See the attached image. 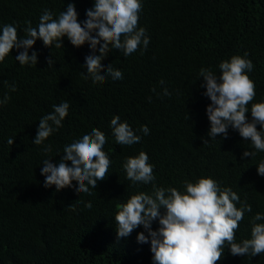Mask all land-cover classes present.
Segmentation results:
<instances>
[{
  "label": "trees",
  "instance_id": "16d2710c",
  "mask_svg": "<svg viewBox=\"0 0 264 264\" xmlns=\"http://www.w3.org/2000/svg\"><path fill=\"white\" fill-rule=\"evenodd\" d=\"M141 2L138 27L146 30L147 48L141 44L128 56L114 49L102 60L101 75L112 65L123 79L109 76L94 83L83 65L86 56L100 54L99 45L93 53L87 42L77 48L66 36L63 48L46 47L38 39L28 50L29 55L37 53L36 66H21L15 57L23 49L15 48L0 62V99L10 97L0 104V264H153L150 242L137 241L138 233L148 235L143 226L118 238L115 223L118 206L133 194H151L153 184L184 192L185 181L211 177L222 188L230 187L252 208L236 231L238 243L251 238L254 215L264 214V176L257 173L264 152L244 157L245 150L255 149L231 127L227 138L208 136L206 108L211 101L203 94L199 75L201 68L219 75L220 62L248 53L256 91L251 103L264 101V0ZM68 3L75 4L81 23L94 6V0H0V27L17 26L23 37L28 22L37 27L44 9L55 17ZM164 89L170 95H164ZM65 101L70 107L63 127L43 144H33L39 120ZM116 115L141 137L139 143L116 144L110 125ZM142 125L150 129L148 135L140 131ZM93 128L107 137V177L97 181L92 195L77 193L76 181L60 191L55 185L46 188L43 160L58 164L64 147ZM48 144L52 151L45 155L42 149ZM141 151L154 166L152 184H133L126 178V158ZM89 202L90 209L85 207ZM72 204L75 211L68 207ZM160 211L164 214L165 209ZM158 227L154 221L153 230ZM217 264H264V253L233 256L226 247Z\"/></svg>",
  "mask_w": 264,
  "mask_h": 264
},
{
  "label": "clouds",
  "instance_id": "9594fccd",
  "mask_svg": "<svg viewBox=\"0 0 264 264\" xmlns=\"http://www.w3.org/2000/svg\"><path fill=\"white\" fill-rule=\"evenodd\" d=\"M141 0H94V6L86 10L87 19L78 22V13L74 3H68L65 10L58 16L49 9H44L37 27L31 22L23 29L25 35L19 36L17 26L6 24L0 27V62L15 48L23 49L15 57L21 66L37 64V53L29 55L36 41L42 40L46 47L63 48L62 38L67 37L70 43L79 48L86 42L93 53L99 45V55L85 57L87 75L93 82H104L111 76L113 80L123 79L122 72L109 65L107 72L101 75L102 60L108 52L117 49L124 56L136 52L141 44L144 49L149 44L146 30L138 27L139 15L142 10ZM95 33V35H93ZM103 41V43H101ZM244 56L233 55L230 59L219 63V75L211 68H201L200 77L204 83L203 93L211 103L206 108L210 121L208 136H228V129L238 131L244 141H250L255 151L245 150L244 157H254L257 152H264V101L251 103L255 96V83L249 73L253 63ZM48 67L53 65L52 58L47 60ZM87 78V77H86ZM163 83V81H161ZM10 90L17 89L10 86ZM153 91H155L153 89ZM164 95H170L164 89ZM5 95L0 104L8 102ZM251 103V119L248 105ZM69 102L53 105V111L39 120L35 145H41L59 128L69 112ZM116 144L131 146L139 143L141 137L135 134L127 122H121L118 115L110 121ZM259 125V129L257 127ZM140 131L148 135L150 129L142 125ZM107 142L106 135L97 128L89 134L66 145L63 156L58 164L52 159H44L41 175L45 177L44 186L55 185L56 190L73 187L78 183L77 193L92 195L91 189L97 187V181L104 180L108 173L111 160L103 150ZM9 144L14 141L9 139ZM208 140L204 141V144ZM42 151L51 153V144ZM71 162V166L67 162ZM148 155L141 151L135 157L126 158L123 167L126 178L133 184H152L155 181L153 165ZM257 173L264 176V160L257 165ZM185 191L177 188L156 187L152 193L139 192L118 206L115 214L117 237H128L140 226L148 233L137 235L139 243H149L153 264H217L224 256L225 248L230 249L233 256H256L264 253V214L256 213L251 227V238L236 242V231L246 212H251V205L240 202L239 195L230 187H221L211 177H201L196 182H184ZM237 203L240 206L237 207ZM75 211V205L68 206ZM91 208L89 202L85 205ZM165 209L161 214L160 209ZM159 227L153 230L154 221Z\"/></svg>",
  "mask_w": 264,
  "mask_h": 264
}]
</instances>
